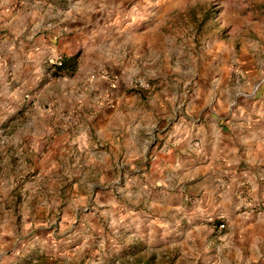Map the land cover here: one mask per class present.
<instances>
[{"label": "rangeland", "instance_id": "obj_1", "mask_svg": "<svg viewBox=\"0 0 264 264\" xmlns=\"http://www.w3.org/2000/svg\"><path fill=\"white\" fill-rule=\"evenodd\" d=\"M231 2L248 11L238 28L264 31V0H10L28 21L17 45L49 40V75L64 76L58 57H76L77 71L67 75V109L38 83L19 91L8 81L0 92V264H264V235L255 251L254 236L240 234L263 204L249 184L219 176L215 165L235 160L211 140L215 128L234 140L236 118L264 102V37L256 49L253 36L230 41L221 21ZM147 58L155 66L143 67ZM92 82L107 93L95 107L116 106L123 124L144 126L140 152L111 146L112 166L100 157L111 139L90 132L81 104L70 109ZM28 116L42 122L33 136ZM184 130L192 149L171 144Z\"/></svg>", "mask_w": 264, "mask_h": 264}, {"label": "crops", "instance_id": "obj_2", "mask_svg": "<svg viewBox=\"0 0 264 264\" xmlns=\"http://www.w3.org/2000/svg\"><path fill=\"white\" fill-rule=\"evenodd\" d=\"M232 3L233 2H231V4L226 3L224 5L223 17L221 21L225 27H228V34L231 37L230 41L238 42L240 35L253 36L255 38L264 37V31L256 28V26H245L243 24L244 28H238L236 24L237 22H235L234 19L238 18L239 20L243 21L244 18L242 17V14L248 13V11L242 8L240 9L236 4ZM258 3L259 2H257V4ZM245 21L254 23L250 21L249 18ZM27 23L28 21L25 16H16L11 12L10 0H0V28L4 26L8 27V29H4L5 36H7L8 38L3 40L1 42L2 44L0 45V92H3V86L4 84H8V81H13L11 82L12 88L17 87L19 91H28L31 86H34L36 85V83H38L40 85H43V88L46 87L45 89L49 95V98L51 93H57L56 95L58 98V107L62 110L66 107V104L62 102L61 98L68 99L66 95V87L73 85L71 76H67V74H64L63 77L52 78V76L49 75L51 66L48 65L47 61L52 58L49 54V49L51 47V43L49 40H43V42L40 43L41 46L39 47V49L36 48V50H33V47L34 44H36V42L38 41H35V43L34 41H32L34 43L33 45L26 44L27 42H22V44H20L19 46L17 45L19 43V40L23 41V38L25 37V34L22 32L27 30ZM16 26L19 27L18 32L16 31V33H13L9 31V29L15 28ZM30 39H33V37ZM259 40L260 39L257 38L254 39L255 49L258 48ZM4 49L6 51H4ZM20 49H23L21 50V53L20 51H18ZM219 50L224 51V48H219ZM147 61L148 58L143 64V67L147 65L155 66V60H151V63ZM6 70L12 73L11 80L6 77V72H8ZM132 72H134V70L128 71V73ZM211 87H213V85L210 86V88ZM99 88L100 87L98 85L92 82L88 94L82 93L81 95H78L79 98H73L75 100L74 105L73 108L70 109H74L75 107H77L76 105L81 104L80 108L84 112V115L89 112L90 119H92V126L90 127V129H93V131L91 130L90 132H93L92 134H95L96 136L98 135L100 137V141H108L109 139H111V141H109L108 143L110 144L109 152H101L102 156L100 157L102 158V163L112 166L113 163L111 160L112 156H114V154L110 155L112 151V145L116 148L120 146L125 149H130L132 147L135 150H139L141 146L147 143V141L144 137H142V134H140V132L144 130V126L141 124L138 126V128L134 129L133 125L135 124L136 120L131 122V118H127L126 121L128 122L126 124H123L124 120L122 121V118H124V114H121L122 112L118 111V108L116 106L113 109L110 108L109 110H104V108L101 106H94L96 100L102 98L103 96H106L107 94L103 88H101V90ZM51 89H53L52 92L50 91ZM73 91L70 90L69 92L72 93ZM98 92V97H95ZM203 96L206 97L207 95L204 94ZM1 97L2 96H0V98ZM205 100L206 99L201 100L202 102H200V106L204 105L203 103ZM226 101L227 100L225 99V102ZM207 102L212 103L213 101L207 98ZM39 106H42V103H39ZM129 106H131V104ZM44 114L46 113L42 110H40L38 113V115L40 116ZM60 115H62L63 117V114ZM221 116L222 115H220L219 118L214 116L212 118V122H217L218 120L220 121ZM39 119L40 118L35 117L32 118L31 116H28L25 119L23 127L26 128V131H28L30 136H33L32 130L36 127L38 128L40 123H42ZM236 119V132H234L233 134L234 140L230 136V134H228L227 132H221L216 128L214 129V137L211 139L212 145L215 149L223 148L224 150H229V153L227 151H225V153L230 155L231 153H233V157L231 158H233L235 161L220 162L219 165L215 166L218 167L219 171L222 172V174L219 175L220 177L225 176L227 173H231V182L234 181L238 185L241 183L249 184L251 187V197L253 198L254 202H258V208L261 209V204H263L264 207V102H257V104L253 108L252 115L242 116L240 118L237 117ZM93 124L99 125L100 130H97V128H95ZM18 126H20V124ZM19 130L20 128L17 127L16 131ZM201 131L203 134L202 136L204 137L203 139H201V142L203 144V147H205L204 140L206 139V130L205 128L201 127L200 132ZM170 134L171 137L175 136V141L171 144L176 145V148L179 147L180 143L182 144V147L188 149L193 148V134H191L190 131H173ZM178 136H181V139H179ZM227 139H231V141L233 142H230ZM105 144L107 145L106 142ZM168 146L169 145L166 144L164 148H167ZM124 154L131 155L130 151ZM213 156L216 157L217 152L214 153ZM231 158L229 159L231 160ZM208 169L211 170V168ZM250 220L251 221L249 223L244 220L242 228H240V234H242L246 239L248 235L254 236L251 241L254 243L255 251H259V236L264 235V210L261 213L253 215Z\"/></svg>", "mask_w": 264, "mask_h": 264}, {"label": "trees", "instance_id": "obj_3", "mask_svg": "<svg viewBox=\"0 0 264 264\" xmlns=\"http://www.w3.org/2000/svg\"><path fill=\"white\" fill-rule=\"evenodd\" d=\"M76 57L73 58H67L66 60L63 61L62 66H57L56 68L57 71L55 72V75H61V74H67V75H72L77 71V66H76Z\"/></svg>", "mask_w": 264, "mask_h": 264}, {"label": "built area", "instance_id": "obj_4", "mask_svg": "<svg viewBox=\"0 0 264 264\" xmlns=\"http://www.w3.org/2000/svg\"><path fill=\"white\" fill-rule=\"evenodd\" d=\"M62 63H63L62 58H58L57 62H56V65L60 67V66H62ZM131 85H132L133 88L138 89V90L147 91V90H149L151 88L150 84L148 82H146V81H143V80H134V81L131 82ZM224 228H225V225L222 224L220 226V229H224Z\"/></svg>", "mask_w": 264, "mask_h": 264}]
</instances>
